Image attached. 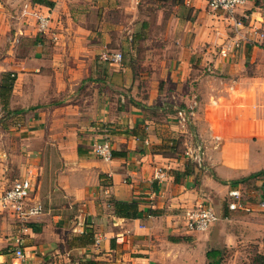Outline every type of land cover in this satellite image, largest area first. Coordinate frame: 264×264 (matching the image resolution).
<instances>
[{
	"label": "crops",
	"instance_id": "obj_1",
	"mask_svg": "<svg viewBox=\"0 0 264 264\" xmlns=\"http://www.w3.org/2000/svg\"><path fill=\"white\" fill-rule=\"evenodd\" d=\"M45 1L0 0V42L14 28L17 42L0 56V81L15 76L0 99V192L32 174L43 206L24 231L0 214V264H20L19 232L23 264H208L238 235L264 236L263 213L227 207L232 189L264 200V0L233 19L204 0ZM64 43L87 61L62 79L59 59L80 57L55 50ZM179 108L192 111L185 122ZM103 140L109 158L92 152ZM196 144L202 165L186 154ZM117 201L138 214L116 213ZM199 202L218 220L187 231L183 212Z\"/></svg>",
	"mask_w": 264,
	"mask_h": 264
},
{
	"label": "built area",
	"instance_id": "obj_2",
	"mask_svg": "<svg viewBox=\"0 0 264 264\" xmlns=\"http://www.w3.org/2000/svg\"><path fill=\"white\" fill-rule=\"evenodd\" d=\"M206 7L213 12H219L225 17L233 19L237 8L243 6L247 0H204ZM37 30L44 33L49 25V14L39 12L36 16ZM259 41L264 43V29L258 33ZM239 44V39L232 43V47ZM229 51L228 47L222 50L223 54ZM113 61H120L121 54L113 53L109 57ZM190 110L193 106H190ZM192 114V111H185L179 108L177 115L182 122L186 121V115ZM93 154L102 157L109 158L110 146L105 140L101 142H94L92 147ZM186 154L191 160L202 165L204 162V150L201 144L192 145L187 149ZM32 174H29L22 178L15 179L9 187L0 192V214L8 215L12 217L16 222H19L24 231L27 229V223L31 218L40 214L43 211V206L39 201L32 200V192L35 187ZM227 207L230 210H241L246 213L260 212L264 214V200H258L257 202H245L242 196V192L239 189H232L228 192ZM185 230L187 231H205L209 229L217 220L218 216L215 210L210 204L195 203L193 206L184 210L182 215ZM23 232H19L13 238L12 252L16 259H20V264L24 263L25 254L22 248Z\"/></svg>",
	"mask_w": 264,
	"mask_h": 264
},
{
	"label": "rangeland",
	"instance_id": "obj_3",
	"mask_svg": "<svg viewBox=\"0 0 264 264\" xmlns=\"http://www.w3.org/2000/svg\"><path fill=\"white\" fill-rule=\"evenodd\" d=\"M14 32H16V28L12 29L11 36L4 38V42H0V56L1 57L5 56L7 51H13L16 49L17 42L12 41V38L14 37ZM3 35L4 37L6 36L5 33H3ZM48 41L49 42H47L45 45V50L52 49L55 43V41L53 40H48ZM74 43H77V42H74ZM74 43L73 45H70L68 43L60 44V46L55 48L56 51L59 50L62 53H64L65 51H70V50L80 53L79 58L75 57L74 59L72 58L59 59L61 66L63 65L62 67H64L63 72L59 70V73H62V75L61 74L58 75L62 79L69 76L68 73H65L68 67L73 66V68H75V64L86 65L87 60L84 61L85 56H82L83 53H85V51L81 50L82 49L81 45L74 44ZM9 55H12V54H9ZM72 61H75V62H72ZM72 78L74 82H78L80 79V75L73 73ZM248 126H251V128L254 127L253 124H249V125L247 124L246 127ZM244 188L246 189V187ZM243 199H249L250 201H255V199L251 197H243ZM22 236L24 237L25 235L22 234ZM221 264H264V236L259 237V238L253 237V238H250L249 240L243 241V239H241V237L238 235V238L235 239L233 243L229 244V246L224 247L223 253H222Z\"/></svg>",
	"mask_w": 264,
	"mask_h": 264
},
{
	"label": "trees",
	"instance_id": "obj_4",
	"mask_svg": "<svg viewBox=\"0 0 264 264\" xmlns=\"http://www.w3.org/2000/svg\"><path fill=\"white\" fill-rule=\"evenodd\" d=\"M38 1L44 2L48 5H51L50 2H47L45 0H38ZM14 79H15V76L10 72H6V73L2 74L1 81H0V99H2L4 106H5L6 102L4 101L5 98L3 99V97L6 93L10 92L12 85H13V82H14ZM20 110L21 109L16 110L14 112L18 113V112H20ZM113 206L115 208L116 213L120 212L121 214H123L127 217H130L133 213H135V215L138 214L135 211L136 205L134 202L117 201V202L113 203ZM29 224H31V223L28 222L27 226ZM206 256L209 260L208 264H220V262H221V252L219 250H209L206 252Z\"/></svg>",
	"mask_w": 264,
	"mask_h": 264
}]
</instances>
